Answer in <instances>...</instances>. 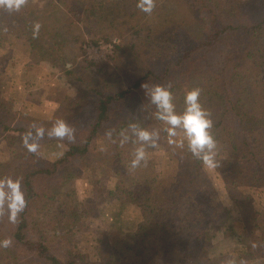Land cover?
<instances>
[{
	"label": "trees",
	"instance_id": "1",
	"mask_svg": "<svg viewBox=\"0 0 264 264\" xmlns=\"http://www.w3.org/2000/svg\"><path fill=\"white\" fill-rule=\"evenodd\" d=\"M41 3L33 7L31 0H25L19 11L0 9V46L7 41V29L17 42L31 48L35 65L63 69L80 90L79 103L59 110L48 124H35L45 129L44 139L57 119H64L73 130L84 125L74 130L71 141L50 138L67 149L61 159L44 163L23 145L22 137L30 129L35 132L34 123L21 120L14 102L0 91V139L14 132L20 143L10 160L0 162V176L22 178L26 199L15 223L6 210L0 212V241L11 240L7 248L0 247V264H113L119 252L132 253L138 264H203L205 259L215 264H264L259 212L244 218L250 239L245 250L235 257L215 251L212 225L226 210L206 182L205 165L192 157L187 146L176 152L168 144L165 125L153 115L155 106L142 111L127 106L135 89L150 78L171 86L178 112L183 111L186 91L199 88V100L211 113L210 131L221 150L214 167L235 199L251 203L240 188L264 189V0H247L234 7L224 0H155L151 14L138 9L137 0ZM148 15L155 16L156 22L143 29L141 21ZM36 24L40 28L34 37ZM80 24L93 41L100 38V25L119 30L122 38L130 36L117 53H131L126 60L139 62L138 74L144 71L131 88H123L120 82L114 85V93L104 96L103 89L112 87L106 82L99 88L96 78L101 77V68L87 60L67 68L65 49L71 51L67 45L76 43L73 30H80ZM141 43L145 53H136ZM93 97L98 112L85 121ZM133 122L160 130L157 146L147 149V163L135 169L130 161L137 145L128 129ZM109 131L111 137L106 135ZM122 131L130 136L124 145L120 144ZM99 137L105 139L103 151L95 147ZM158 150L177 155L172 183H161V174L150 162L149 155ZM84 169L114 177L115 189L99 188L95 197L78 200L74 185ZM114 199L137 207L143 223L131 230L106 232L99 260L89 261L75 253L77 227L83 217L97 215L104 202ZM226 238L242 236L232 226L225 229L222 241Z\"/></svg>",
	"mask_w": 264,
	"mask_h": 264
},
{
	"label": "rangeland",
	"instance_id": "2",
	"mask_svg": "<svg viewBox=\"0 0 264 264\" xmlns=\"http://www.w3.org/2000/svg\"><path fill=\"white\" fill-rule=\"evenodd\" d=\"M41 1L31 0V3L33 7L42 6L43 3ZM224 1L227 2L226 5L228 7H234L238 4H243L247 0ZM141 22L140 26L146 29L145 27H150L156 22V19L155 16L148 15ZM72 25L74 24L72 23ZM79 28L80 30L75 28L73 30L75 33L73 37H75L76 43L67 45L71 51L65 49L67 56L65 65L71 69L87 60L96 65L97 68H101L102 74L99 75L101 77L96 78L100 84L99 88L104 87L106 82H108L107 85L112 87L107 90L103 89L102 94L104 96L114 93V85L120 82L123 88H131L132 82L138 79L139 75L142 76L144 74V71H141L142 74H138L140 72L138 70L139 62L126 60L132 58L131 53L129 55L117 53L118 46L126 43L130 36L123 35L122 38L119 30L114 31L108 26L100 25V38L97 41H93L94 38L88 33V30H84L81 24ZM5 31L8 36L7 41L3 46H0V91L6 99L14 102V111L18 113L21 120L25 122L31 121L37 125L48 124L55 118L59 110L79 103L77 101L81 97L80 90L74 82L72 83L66 78L63 69H56L48 65L47 67L35 65L31 59V48L28 45L17 42L7 29ZM97 48L99 49L94 51ZM144 50L142 43L137 45L136 53H141ZM151 55L154 58L156 54ZM146 60L149 61L150 59L146 58ZM94 75L96 77L98 73ZM94 77L91 78L94 79ZM114 81L116 82L114 83ZM144 84H148L149 87L156 84L166 86L167 82L161 83L153 78L142 81L140 88L135 89L132 98L129 99V103L126 102L130 110L142 111L146 107L154 106L150 104L145 94V89L142 87ZM96 98L93 97L87 106V120L85 121H90L98 112L96 109ZM79 115L82 116L81 114ZM81 125H84V123H81ZM38 143L40 147L36 154L40 155L41 160L47 164L61 159L67 149L63 143L50 142V137L48 139L42 138ZM19 144L18 134L14 132H10L3 139H0V162L10 160L13 151L17 149ZM95 144L98 151H103L105 139L99 137ZM173 146L176 148V152L181 150L175 145H172V148H174ZM216 151V154L221 153L220 148H217ZM176 156H172L164 150H158L149 155L150 162L158 173L162 175H160L159 179L161 183L169 184L173 182L179 162ZM204 171L206 182L211 186V190L216 192L218 205H221V209L226 210V214H223L221 219L212 225L214 236L216 237L214 249L217 252L222 251L223 254L235 257L250 244L249 235L244 231L243 221L245 216L248 217L255 211L259 212L261 215L259 222L264 228V189L241 187L240 191L242 194L250 196L252 202L250 203L245 198L235 199L215 167L205 165ZM81 176L74 185L77 198L80 201L95 197L99 188L113 191L117 183L114 177L105 176L100 172L92 174L90 171L85 170V172L81 173ZM243 201L244 204L242 203ZM142 223L143 216L137 207L122 204V202L115 199L108 200L99 207L97 215L85 216L81 220L75 233V253L84 256L89 261H98L101 240L106 232L117 229L123 231L131 230L142 225ZM232 226L237 228L238 234L242 238H226L222 241L225 229ZM138 262L139 259L132 253L119 252L113 264H138ZM203 264L215 263L205 259Z\"/></svg>",
	"mask_w": 264,
	"mask_h": 264
},
{
	"label": "clouds",
	"instance_id": "3",
	"mask_svg": "<svg viewBox=\"0 0 264 264\" xmlns=\"http://www.w3.org/2000/svg\"><path fill=\"white\" fill-rule=\"evenodd\" d=\"M25 0H0V9L8 11H19L24 5ZM137 8L142 12L151 14L155 7V0H137ZM40 25L34 26L33 36L38 34ZM150 104L155 106L154 116L161 121L165 127L163 131L167 135L169 145H175L178 148H184L192 157L202 161L208 167L215 166V156L217 142L210 131L213 127L211 113L199 100L201 90L194 88L187 90L184 96V108L182 112L176 110L171 86L160 84L149 87L148 84L142 85ZM22 137L23 145L32 153L38 151L40 145L38 141L44 137L45 129L37 127L35 124ZM128 129H131V137H134L133 144L137 145L133 152V158L130 161L131 168L135 169L142 164L147 163V149L155 148L160 140V130L155 128L142 127L137 123H130ZM50 138H67L69 141L74 139L73 128L64 120L57 119L52 127L47 130ZM111 137L112 133H106ZM130 139V136L122 131L120 133V144L124 145ZM26 207L25 194L22 190V178L11 176H0V212L7 211L8 218L15 223L17 216ZM11 244L10 239L0 241V247L7 248ZM233 264V262H229Z\"/></svg>",
	"mask_w": 264,
	"mask_h": 264
},
{
	"label": "built area",
	"instance_id": "4",
	"mask_svg": "<svg viewBox=\"0 0 264 264\" xmlns=\"http://www.w3.org/2000/svg\"><path fill=\"white\" fill-rule=\"evenodd\" d=\"M110 48H112V47H110ZM99 48H97V49H95L94 51H97Z\"/></svg>",
	"mask_w": 264,
	"mask_h": 264
}]
</instances>
